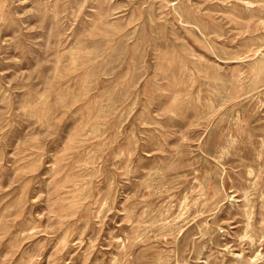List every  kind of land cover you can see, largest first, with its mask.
Returning <instances> with one entry per match:
<instances>
[{
  "label": "rangeland",
  "instance_id": "rangeland-1",
  "mask_svg": "<svg viewBox=\"0 0 264 264\" xmlns=\"http://www.w3.org/2000/svg\"><path fill=\"white\" fill-rule=\"evenodd\" d=\"M0 264H264V0H0Z\"/></svg>",
  "mask_w": 264,
  "mask_h": 264
}]
</instances>
